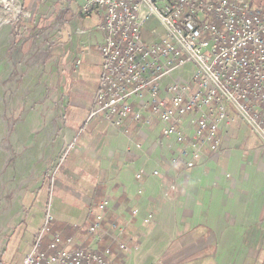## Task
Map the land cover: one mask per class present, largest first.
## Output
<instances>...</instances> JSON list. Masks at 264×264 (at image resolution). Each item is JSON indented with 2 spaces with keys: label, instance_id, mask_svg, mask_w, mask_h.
Listing matches in <instances>:
<instances>
[{
  "label": "crops",
  "instance_id": "obj_1",
  "mask_svg": "<svg viewBox=\"0 0 264 264\" xmlns=\"http://www.w3.org/2000/svg\"><path fill=\"white\" fill-rule=\"evenodd\" d=\"M81 4L82 0H23L26 13L34 18L29 28L41 22L52 24L59 17L62 32L57 33L59 45L49 50L61 71L58 97L43 99L29 109L19 121L20 130L13 133L20 153L15 166L26 187L20 221L27 216L26 206H44L46 171L73 141L57 174L53 206V232L63 239L72 237L73 245L98 252L110 247L109 259L115 264H264L260 137L231 114V125L220 129V135H225L220 151L204 150L192 168L185 169L180 145L172 140V146H166L169 139L163 137V125L156 117L142 113L138 122L131 120L138 110L135 106L121 134L100 120L85 126L101 71L102 35L95 30L100 15L83 17ZM54 74L50 81H57ZM86 75L92 84L88 90ZM183 125L191 135L193 128L186 120ZM169 157L179 160L173 165ZM104 201L108 205L102 231L117 225L119 242L127 250H120L101 232H87ZM148 214L153 219L145 224L142 220ZM41 222L30 229V245L22 258ZM204 249L210 252L201 258Z\"/></svg>",
  "mask_w": 264,
  "mask_h": 264
},
{
  "label": "built area",
  "instance_id": "obj_2",
  "mask_svg": "<svg viewBox=\"0 0 264 264\" xmlns=\"http://www.w3.org/2000/svg\"><path fill=\"white\" fill-rule=\"evenodd\" d=\"M80 14L100 15L95 30L102 35L101 71L85 123L100 120L121 134L135 106L131 120L138 122L142 113L156 117L163 137L180 144L185 169L192 168L193 159L204 150L220 151L225 137L220 129L231 125V114L264 144V8L250 0H82ZM20 15L27 17L18 8L14 19ZM187 65H193L189 78L181 76ZM185 120L193 128L189 136ZM73 144L60 150L51 167L50 196ZM107 205H99L87 232H101L127 250L119 242L117 225L102 231ZM152 219L148 214L142 222ZM53 225L47 202L21 264H115L109 259L110 247L98 252L73 245V238L63 239Z\"/></svg>",
  "mask_w": 264,
  "mask_h": 264
},
{
  "label": "rangeland",
  "instance_id": "obj_3",
  "mask_svg": "<svg viewBox=\"0 0 264 264\" xmlns=\"http://www.w3.org/2000/svg\"><path fill=\"white\" fill-rule=\"evenodd\" d=\"M250 1L253 6L264 8V0ZM18 8L21 13L27 12L23 6V0H0V264L20 263L30 245V229L36 226L41 219L43 221L47 202L53 216L57 188L56 185L50 196L49 174L58 155L46 171L48 195L44 206L39 203L30 207L26 206L27 216L20 221V214L23 212L21 201L26 187L20 182L18 168L15 166L20 153H17L19 148L14 142L13 133L20 130L19 121L25 117L29 109L43 99L58 97L61 71L58 60L55 57L51 58L49 50L59 45L58 38L62 32V24L60 18L55 17L52 24L41 22L29 28L28 25L34 18L27 14V17L20 15L14 19V11L16 9L18 11ZM157 31L161 32L159 27ZM148 41L152 40L148 39ZM50 68L54 72L48 70ZM84 68L85 65H82L81 72ZM192 69L193 65L185 66L184 74L181 76L189 78L187 72ZM51 73L58 75L57 81H50ZM82 75L85 77L84 74ZM88 76L86 75V90L92 86ZM94 122L95 120H92L85 126ZM167 139H169L167 144L165 143L167 147L172 146V140L180 145L173 138ZM169 150L172 149L169 148ZM202 155L203 152L200 157L193 159V165L194 161ZM178 160L177 157L168 159L173 165ZM44 243L45 241L43 245ZM209 252V249H204L201 258H205ZM197 259L201 260L194 258L195 261ZM249 263V261L246 262V264Z\"/></svg>",
  "mask_w": 264,
  "mask_h": 264
},
{
  "label": "bare ground",
  "instance_id": "obj_4",
  "mask_svg": "<svg viewBox=\"0 0 264 264\" xmlns=\"http://www.w3.org/2000/svg\"><path fill=\"white\" fill-rule=\"evenodd\" d=\"M16 11H17V9H16Z\"/></svg>",
  "mask_w": 264,
  "mask_h": 264
}]
</instances>
